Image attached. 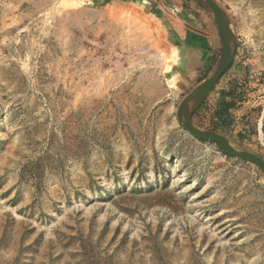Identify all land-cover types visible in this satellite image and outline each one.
Instances as JSON below:
<instances>
[{"label":"rangeland","instance_id":"1","mask_svg":"<svg viewBox=\"0 0 264 264\" xmlns=\"http://www.w3.org/2000/svg\"><path fill=\"white\" fill-rule=\"evenodd\" d=\"M158 1L0 0V264H264L263 171L176 118L218 29ZM216 1L192 119L264 159V0Z\"/></svg>","mask_w":264,"mask_h":264},{"label":"water","instance_id":"2","mask_svg":"<svg viewBox=\"0 0 264 264\" xmlns=\"http://www.w3.org/2000/svg\"><path fill=\"white\" fill-rule=\"evenodd\" d=\"M213 19L220 36L221 49L217 60L205 78L180 102L176 118L195 138L218 144L230 156H236L257 165L264 173V159L252 152L238 149L222 134L194 124L193 115L203 104L208 94L231 67L237 49V38L231 19L216 0H195Z\"/></svg>","mask_w":264,"mask_h":264},{"label":"crops","instance_id":"3","mask_svg":"<svg viewBox=\"0 0 264 264\" xmlns=\"http://www.w3.org/2000/svg\"><path fill=\"white\" fill-rule=\"evenodd\" d=\"M160 1V2H159ZM157 2L158 6H162V5H166V6H174L176 9H178L179 7H181V0H159Z\"/></svg>","mask_w":264,"mask_h":264},{"label":"bare ground","instance_id":"4","mask_svg":"<svg viewBox=\"0 0 264 264\" xmlns=\"http://www.w3.org/2000/svg\"><path fill=\"white\" fill-rule=\"evenodd\" d=\"M67 1V0H64V2ZM72 2V1H71ZM178 60V59H177ZM232 144V143H231ZM233 145V144H232ZM234 146V145H233Z\"/></svg>","mask_w":264,"mask_h":264}]
</instances>
